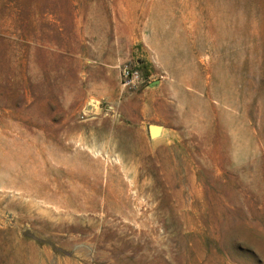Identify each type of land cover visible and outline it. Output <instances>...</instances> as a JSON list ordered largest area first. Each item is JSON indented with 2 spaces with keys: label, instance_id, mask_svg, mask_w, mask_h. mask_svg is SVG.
Instances as JSON below:
<instances>
[{
  "label": "rangeland",
  "instance_id": "374dc122",
  "mask_svg": "<svg viewBox=\"0 0 264 264\" xmlns=\"http://www.w3.org/2000/svg\"><path fill=\"white\" fill-rule=\"evenodd\" d=\"M0 264H264V0H0Z\"/></svg>",
  "mask_w": 264,
  "mask_h": 264
},
{
  "label": "built area",
  "instance_id": "2783aa9c",
  "mask_svg": "<svg viewBox=\"0 0 264 264\" xmlns=\"http://www.w3.org/2000/svg\"><path fill=\"white\" fill-rule=\"evenodd\" d=\"M148 82V77L143 73L139 65L125 64L123 66L121 70V84L125 89H139L148 84ZM92 105L93 107L95 106L94 104Z\"/></svg>",
  "mask_w": 264,
  "mask_h": 264
},
{
  "label": "water",
  "instance_id": "95a60500",
  "mask_svg": "<svg viewBox=\"0 0 264 264\" xmlns=\"http://www.w3.org/2000/svg\"><path fill=\"white\" fill-rule=\"evenodd\" d=\"M156 84H157V81L153 82V83L151 84V86H154V85H156ZM151 127L154 128V134H152L151 132H150V134H151L152 136H154V135L156 134L157 127H156V126H151ZM151 127H150V130H151Z\"/></svg>",
  "mask_w": 264,
  "mask_h": 264
}]
</instances>
